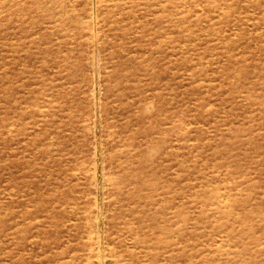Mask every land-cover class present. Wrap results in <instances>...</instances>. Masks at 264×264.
Here are the masks:
<instances>
[{
    "label": "rangeland",
    "instance_id": "374dc122",
    "mask_svg": "<svg viewBox=\"0 0 264 264\" xmlns=\"http://www.w3.org/2000/svg\"><path fill=\"white\" fill-rule=\"evenodd\" d=\"M0 264H264V0H0Z\"/></svg>",
    "mask_w": 264,
    "mask_h": 264
},
{
    "label": "bare ground",
    "instance_id": "6f19581e",
    "mask_svg": "<svg viewBox=\"0 0 264 264\" xmlns=\"http://www.w3.org/2000/svg\"><path fill=\"white\" fill-rule=\"evenodd\" d=\"M96 18V17H95Z\"/></svg>",
    "mask_w": 264,
    "mask_h": 264
}]
</instances>
